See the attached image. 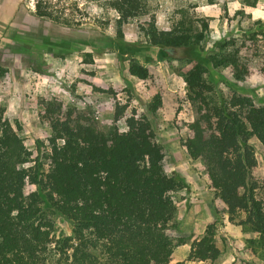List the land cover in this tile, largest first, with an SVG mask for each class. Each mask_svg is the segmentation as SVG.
<instances>
[{"label":"trees","instance_id":"1","mask_svg":"<svg viewBox=\"0 0 264 264\" xmlns=\"http://www.w3.org/2000/svg\"><path fill=\"white\" fill-rule=\"evenodd\" d=\"M257 1V0H256ZM145 0H112L118 16L116 43L121 55H133L139 43H127L121 27L146 17ZM40 18L52 14L37 6ZM192 34L182 23L172 31H159L154 19L141 30L149 46L163 53L186 52L190 68L184 74L187 97L196 103L198 119L184 143L188 156L203 162L209 189L224 205L231 222L243 213L264 245V203L256 198L258 167L251 144L264 147V106L234 95L217 99L205 75L213 68L231 66L236 80L252 76L236 56L204 58L195 52L209 29ZM254 45L264 49V27L249 32ZM264 77V63L260 67ZM129 73L149 78L146 67L131 61ZM7 70L0 66V80ZM159 105V103H158ZM154 104L152 112L157 111ZM43 119L51 136L45 151L38 143L34 157L0 108V264H185L174 263L175 250L186 244L174 238L178 230L173 195L189 190L183 178L163 167L164 148L156 142L151 122L117 103L114 122L125 118L127 130L105 127L91 109H65L58 99L44 102ZM29 188V190H28ZM71 225V235L60 232L59 222ZM216 225L193 242L187 262L214 263L220 256Z\"/></svg>","mask_w":264,"mask_h":264},{"label":"rangeland","instance_id":"2","mask_svg":"<svg viewBox=\"0 0 264 264\" xmlns=\"http://www.w3.org/2000/svg\"><path fill=\"white\" fill-rule=\"evenodd\" d=\"M112 0H0V66L7 74L0 80V108L15 127L34 157L38 143L48 148L49 124L43 119L44 102L58 99L65 109H91L105 127L127 130L125 118L133 113L148 119L156 132V142L165 151L167 174L184 179L189 190L173 195L178 230L174 238L185 245L175 250L174 263L264 264V245L249 226L243 213L229 220L224 205L209 189L203 162L192 160L184 148L189 126L199 115L196 103L187 97L184 74L189 62L186 52L163 53L149 46L142 25L154 19L159 31L184 26L193 35L209 25L205 39L195 52L204 58L237 57L238 64L252 76L235 79L231 66L213 68L205 75L219 99L234 95L250 98L264 106V49L249 40V32L264 27V0H145L146 17L130 20L121 27L127 43H139L133 55H121L115 42L119 30ZM51 13L40 18L37 6ZM230 58V57H229ZM231 59V58H230ZM131 61L146 67L149 78L141 80L129 73ZM127 106L126 117L115 124V106ZM159 103V105H158ZM154 104L157 111L152 112ZM258 167L256 198L264 203V147L252 138ZM29 190V188H28ZM216 225L220 256L214 263L187 262L193 242L200 240L209 225ZM60 232L71 235V225L59 222Z\"/></svg>","mask_w":264,"mask_h":264}]
</instances>
